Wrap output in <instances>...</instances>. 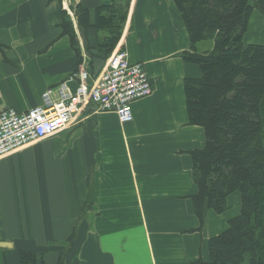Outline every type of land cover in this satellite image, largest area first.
Wrapping results in <instances>:
<instances>
[{
	"label": "crops",
	"instance_id": "obj_1",
	"mask_svg": "<svg viewBox=\"0 0 264 264\" xmlns=\"http://www.w3.org/2000/svg\"><path fill=\"white\" fill-rule=\"evenodd\" d=\"M111 1L0 0V110L26 113L63 83L74 92L83 69L91 84L118 50L152 88L131 104L129 123L88 106L67 130L0 160V264H20V251L45 264L62 252L64 264L204 262L209 240L239 214L237 193L222 215L199 218L192 200L190 153L205 137L188 123L183 86L201 72L183 54L207 53L212 41L199 48L205 41L186 33L173 0H130L106 56L94 11ZM252 13L260 37L246 44L262 45L264 19Z\"/></svg>",
	"mask_w": 264,
	"mask_h": 264
},
{
	"label": "trees",
	"instance_id": "obj_2",
	"mask_svg": "<svg viewBox=\"0 0 264 264\" xmlns=\"http://www.w3.org/2000/svg\"><path fill=\"white\" fill-rule=\"evenodd\" d=\"M129 1L112 0L94 11V28L103 35L99 50L106 56L120 38ZM173 3L186 33L213 43L207 53L183 54L201 72L200 79L183 86L188 123L202 128L205 137L203 149L190 153L195 213L222 215L230 195L240 199L239 214L209 240L208 260L194 264H264V44L243 41L252 12L264 19V0ZM67 33L72 39L71 30ZM64 256L57 264H64ZM19 260L45 264L27 251H20Z\"/></svg>",
	"mask_w": 264,
	"mask_h": 264
},
{
	"label": "built area",
	"instance_id": "obj_3",
	"mask_svg": "<svg viewBox=\"0 0 264 264\" xmlns=\"http://www.w3.org/2000/svg\"><path fill=\"white\" fill-rule=\"evenodd\" d=\"M76 81L74 92L65 83L47 89L41 96V104L26 113L0 110V160L67 130L88 106L93 107L94 113H113L119 123H129L131 104L152 93L142 65L131 63L121 50L111 53L91 84L85 69L79 72Z\"/></svg>",
	"mask_w": 264,
	"mask_h": 264
},
{
	"label": "rangeland",
	"instance_id": "obj_4",
	"mask_svg": "<svg viewBox=\"0 0 264 264\" xmlns=\"http://www.w3.org/2000/svg\"><path fill=\"white\" fill-rule=\"evenodd\" d=\"M255 21H256V19H255L254 13H252L251 16H250V18H249L248 25H247V29H246V32H245L244 37H243L244 43H249L250 42V43L257 44V42L259 41L260 35L257 34L258 33V30H257L256 22ZM263 42H264V40H263ZM209 43H210V41H205L203 43V45L200 46L199 48L201 50H204L205 48H207V46L209 45ZM93 113H94V111H93ZM97 113H99V112H97ZM78 119H80V118L78 117Z\"/></svg>",
	"mask_w": 264,
	"mask_h": 264
}]
</instances>
